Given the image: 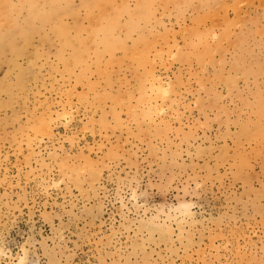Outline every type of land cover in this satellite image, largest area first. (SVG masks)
<instances>
[{
	"label": "rangeland",
	"instance_id": "374dc122",
	"mask_svg": "<svg viewBox=\"0 0 264 264\" xmlns=\"http://www.w3.org/2000/svg\"><path fill=\"white\" fill-rule=\"evenodd\" d=\"M113 1L111 54L102 0L0 41V264H264V0H151L135 28ZM146 44L175 100L149 121Z\"/></svg>",
	"mask_w": 264,
	"mask_h": 264
},
{
	"label": "bare ground",
	"instance_id": "6f19581e",
	"mask_svg": "<svg viewBox=\"0 0 264 264\" xmlns=\"http://www.w3.org/2000/svg\"><path fill=\"white\" fill-rule=\"evenodd\" d=\"M70 1L71 0H0V5L3 6V10H2V8L0 10V24L4 25V27L2 26V28L0 26V41L5 36L4 35L5 31H7L9 28H13V31H15L14 29L17 27L16 18L18 17V13L20 11L23 10L25 12V15L22 14V17L24 15V23H26V25L24 24V26L29 28L30 30H33L32 28L36 25V23H38V24H46L47 22H49L50 18H53V16L56 15V13H58L61 10L66 9L68 7V5L70 4ZM102 3H103V6L109 7V9L111 10L112 14L109 17L99 16V20L103 21V23L100 24L99 33H100L101 39H99V42L97 43V48L99 49L98 52H106L108 54H111V52L114 50V48L117 47V49H118V47H122V41L117 39V38H113V31L111 30V25L117 26L119 24V22L117 21L118 20V14L119 13H127V12H126V7L125 6H122V7L118 8L115 5L113 0H102ZM100 4H101L100 2L97 3L98 6H100ZM134 8L138 11V15L137 16H133L132 14H128L127 15V24H129L132 28H135L134 26H136V21L137 20L146 22L152 17V15L154 13V7H153V4H152L151 0H136V4H135ZM97 9L99 10V8H97ZM88 15H90L89 12H88L87 16ZM97 16L98 15H96L95 17L98 18ZM22 17H21L22 20L20 19V23H21V21H23ZM54 21H56V18L54 19ZM58 22H60V21H58ZM91 23H92V21H91ZM24 26H22V27H24ZM120 29H122V28H120ZM38 30L40 31V29H38ZM38 30H37V32H38ZM52 31L54 32V34L57 37V39L60 40V49H59L60 52L64 51L66 48H68L69 45H68L67 39L69 37H66V28H65V26L62 25L61 23H58V26L54 27L52 29ZM33 32L35 33V31H33ZM34 33H32V34H34ZM9 34H11V33H9ZM9 34H6V35L9 36ZM14 36H15V34H14ZM201 37H203V36H201ZM205 40H206V38H205ZM8 41H10V39H8ZM18 41H20V40H18ZM205 42L207 43V41H205ZM17 43H19V42H17ZM199 43H201L200 40H199ZM148 45H147V47L145 46L146 47V51H145V48H144V54H142L141 59L137 62L136 69H142V68L144 69L147 65L149 66V64L151 62L150 58H151V60H154V58L156 57V55H154V57H153V55H151V57H149V53L151 51L150 50L151 46H148ZM16 46H17V44H16ZM205 46L206 45H204V47ZM173 49H175V47ZM206 49H203V50L206 51ZM207 52H209V51H207ZM158 53H160V52H157L156 54H158ZM103 54H105V53H103ZM168 54H169V52H168ZM137 55L138 54H136V56ZM131 56H132V54H131ZM59 59L61 61H63L61 56H60ZM110 59H111V57H110ZM137 59H138V57H137ZM161 60H163V59L161 58ZM72 61H73L74 64H77V66H81L82 65V61H81V59L79 57L74 58ZM152 62L150 64L151 66H149V70L145 71V72H143V74H141V81L137 82L138 98H137L136 102H137V104H141L142 106H144L145 110L143 111L142 116H143V118L148 119V121H149V119L153 118V115L154 116H156V115L158 116V115L164 114L165 109H164L163 105L166 102V100L169 103V105H167V106H169L170 108H172V104L175 102V100H172V101L170 100V95H171V93L174 92L172 90L171 84L164 82L162 80V78L156 74V72L154 71V69L152 67L153 66L152 64H154L155 62H153V63ZM148 66H147V68H148ZM28 68H30V67H28ZM25 71H27V70H25ZM137 79H139V78H137ZM145 80L147 81V90L144 89L145 87H144L143 82ZM120 100L121 99L119 98L118 101L120 102ZM116 101L114 103H116ZM120 103H122V102H120ZM125 106H126V104H125ZM132 106L134 107V105H132ZM132 106H130V107L127 106V107L130 109ZM125 109H127V108L125 107ZM126 111H128V110H126ZM131 111H132V109H131ZM47 113H49V112H47ZM128 113H129V111H128ZM129 115H130V113H129ZM132 115L134 117H136V114L134 112L132 113ZM44 117L41 118V119H44ZM48 117H51V116H48ZM38 119H40V118H38ZM142 120H144V119H142ZM140 122H141V120H140ZM47 125L46 124L44 125L45 128L48 127ZM44 126H40V128H37L36 133H39V134L44 133L45 132V130H44L45 128L43 129ZM46 130H48V129H46ZM175 209H177V207ZM175 209H173V210H175ZM173 210H172V212H173ZM187 214L189 215L188 210L186 212V215ZM154 218H156V217H154ZM173 218L174 217H172V221H173ZM179 224H181V223H179ZM168 228H170V227L168 226ZM22 258L23 257H21L19 259V261L22 262V260H23Z\"/></svg>",
	"mask_w": 264,
	"mask_h": 264
}]
</instances>
